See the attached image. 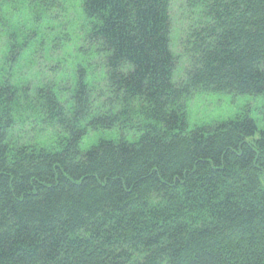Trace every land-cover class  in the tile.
<instances>
[{
  "label": "trees",
  "instance_id": "1",
  "mask_svg": "<svg viewBox=\"0 0 264 264\" xmlns=\"http://www.w3.org/2000/svg\"><path fill=\"white\" fill-rule=\"evenodd\" d=\"M66 1L0 4L63 34ZM185 4L178 76L173 0H81L72 73L44 39L0 70V264H264V129L187 120L198 92L264 96V0Z\"/></svg>",
  "mask_w": 264,
  "mask_h": 264
},
{
  "label": "rangeland",
  "instance_id": "2",
  "mask_svg": "<svg viewBox=\"0 0 264 264\" xmlns=\"http://www.w3.org/2000/svg\"><path fill=\"white\" fill-rule=\"evenodd\" d=\"M185 3L186 0H173L172 47L180 56L177 76L183 73L187 65V59L180 44L182 31L188 21ZM66 4L67 14L63 19L65 23L63 34L61 19L45 20L42 26V22L33 19L28 12L24 11L23 5L0 4V70L9 68V64L13 61H16L17 67H22L24 62L34 60V55H39L41 41L44 39L49 47L43 61L49 67H54L61 60L64 68L72 73L81 59L80 48L86 22L81 11V0H67ZM60 37H70L71 42L64 49H59V52L50 53L49 50L54 49L56 40H61ZM26 42L31 47L25 54L22 49ZM13 50H16L18 54H12ZM242 113L250 115L257 121L260 129H264V96L198 92L188 101L187 120L189 128L192 129L196 126L234 118ZM120 135L117 129L90 131L82 141L81 147L87 151L101 139H118ZM127 138L133 141L137 140L138 136L129 134Z\"/></svg>",
  "mask_w": 264,
  "mask_h": 264
}]
</instances>
